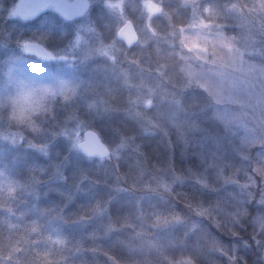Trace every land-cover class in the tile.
<instances>
[{
    "label": "trees",
    "instance_id": "trees-1",
    "mask_svg": "<svg viewBox=\"0 0 264 264\" xmlns=\"http://www.w3.org/2000/svg\"><path fill=\"white\" fill-rule=\"evenodd\" d=\"M238 1L204 0L202 17L236 24ZM17 2L0 0V264H264V179L254 171L264 166V144L244 146L240 132L217 119L207 92L181 72L177 32L191 9L161 0L154 40L127 47L117 38L115 68L98 75L27 54L31 41L63 49L74 29L52 12L12 18ZM125 9L142 17L141 0H126ZM89 12L104 39H116L108 9ZM54 75L93 90L84 97L94 105L80 115L110 157L89 159L64 137L35 151L25 147L28 137L15 144L2 136L19 126L41 143L58 137L59 114L34 115L42 128L35 136L24 122L30 113L8 124L4 108L15 85L27 89Z\"/></svg>",
    "mask_w": 264,
    "mask_h": 264
},
{
    "label": "rangeland",
    "instance_id": "rangeland-1",
    "mask_svg": "<svg viewBox=\"0 0 264 264\" xmlns=\"http://www.w3.org/2000/svg\"><path fill=\"white\" fill-rule=\"evenodd\" d=\"M20 1L18 0L12 9V18L20 17L18 13ZM67 1L72 2L74 0ZM125 1L89 0L91 10L103 6L117 21L116 39L108 42L104 39L102 33L96 28L90 12L76 19H65V21L72 23L74 29L71 39L63 49L60 47L57 51H53L41 43L50 52V58L46 62H65L73 69L76 68L87 74H93L94 72L98 74L107 67L109 69L115 68L116 57L120 48L117 33L127 21H132L138 32L139 41L137 44L146 45L149 41L154 40L157 33L151 25V20L164 14L161 0H141L140 12L142 17L135 18V20L128 16ZM181 1L185 7L191 9L192 13L188 25L177 32L176 44H178L181 72L188 81L203 89L201 85L207 84L204 73L209 70L213 72L221 71V69L216 65L205 64L202 60H198L193 52L196 50L201 51V53L210 51L213 44L220 41L221 33L235 43L243 52V58L234 56L229 61L226 50H221L224 62L228 64V67L223 71L229 73L230 76L229 79L224 80L223 88H212L207 94L214 103V114L217 119L229 130L240 132L241 143L244 146L263 145L264 143L257 144L256 141H264V96L253 95L249 97L248 95V93L259 92V88L256 87L258 70L252 65L264 67V8H261L260 0H239L236 6L240 10L234 8L237 19H235L236 24L226 23L224 26L203 19L201 6L204 0ZM248 9L253 10L249 11ZM44 10L50 11L53 8L48 5ZM226 25L229 28H226ZM172 34L174 33L172 32ZM201 45H207L208 47L204 48ZM216 46L219 47V44L216 43ZM26 52L29 54L28 51ZM209 58L211 59V57ZM232 77H235L232 81L235 87L231 92V98H229L227 89L231 86L230 80ZM50 79L51 82L45 84H29L27 89L20 90L15 85L8 99L4 100V108L7 114L14 118H10L8 124H14L12 122L16 119L20 122L25 119L26 114L24 112L30 113L27 117L31 119V122L27 120V117L24 122L35 136L42 132V128L40 123L36 124V121L33 120L34 115H38L41 110L46 111L45 115L49 114L47 119L59 114L57 120L62 121L59 129L54 131L56 135L58 134V137L41 143L30 136L29 133H24V130L20 129L19 126H9L1 134L15 144L23 143L28 137L30 142H27L25 147L35 151H46L53 142L55 143L64 137V140L79 152L78 145L84 139V133L89 130L85 126V121L81 118L80 111L84 107L89 108L94 105V103L90 105L89 100L84 97L87 90H90L88 91L89 96L91 92L93 94V90L83 83L71 87L68 85V81L56 75L50 76ZM212 79L217 85L221 82L220 77H212ZM59 99L62 100L63 104L58 102ZM19 106L21 108H18ZM254 108L256 111L253 110ZM69 112H71V115L68 116ZM15 125H18V122H15ZM47 153L48 151L45 154Z\"/></svg>",
    "mask_w": 264,
    "mask_h": 264
},
{
    "label": "water",
    "instance_id": "water-1",
    "mask_svg": "<svg viewBox=\"0 0 264 264\" xmlns=\"http://www.w3.org/2000/svg\"><path fill=\"white\" fill-rule=\"evenodd\" d=\"M57 4L56 10L66 14L69 19L79 18L90 11L89 0H76L65 2L63 0H21L18 4V13L25 19H33L38 16L46 4ZM117 38L123 41L127 47H133L139 41L138 32L132 21H127L119 29ZM29 54L47 61L50 58L49 50L41 43L31 41L26 44ZM79 152L89 159H106L110 157L111 150L104 143L97 131L92 129L84 133V139L78 145Z\"/></svg>",
    "mask_w": 264,
    "mask_h": 264
},
{
    "label": "clouds",
    "instance_id": "clouds-1",
    "mask_svg": "<svg viewBox=\"0 0 264 264\" xmlns=\"http://www.w3.org/2000/svg\"><path fill=\"white\" fill-rule=\"evenodd\" d=\"M260 6L261 8H264V0H260ZM234 8H238V6L233 5ZM247 7V6H245ZM238 10H240L238 8ZM249 11H252L253 9H248ZM221 39L218 42H215L213 44V46L211 47L210 51H205L203 53H201V51L196 50L195 52H193V55L198 59V60H202L205 64H210V65H216L218 66L221 71H216L213 72L211 70H209L207 73H204L206 80H207V84L205 85H201V87L206 91L209 92L210 89L212 88H223V82L224 80L229 79L230 74L223 71V69L228 67V64L224 62V58H223V54L221 50H226L227 52V56H228V60L230 61L234 56H238L241 59L243 58V52L240 51V49L235 45V43H233L228 37L224 36L223 33L220 34ZM216 43L219 44V47L216 46ZM201 47L207 48V45H201ZM211 57V59L209 58ZM252 67H256L258 70V80H257V84L256 87L259 88V92H252V93H248L249 97H252L253 95L256 96H264V67H259L256 65H252ZM212 77H220L221 78V82L219 85H217ZM235 77H232L230 80V87L227 89L228 93H229V98H231V92L233 90V88L235 87V84L232 82L234 81ZM245 91H247V89H245ZM254 111H256V109H253ZM257 144L259 143H264V141H256ZM254 171L257 172L258 175L261 176L262 179H264V166H261L260 168L254 169ZM253 184L255 185V180H253ZM260 203H264V199H261ZM256 222V218H253V223ZM260 229L264 230V222H261L259 225ZM179 264H194L193 261H191V259H184L181 260L179 262Z\"/></svg>",
    "mask_w": 264,
    "mask_h": 264
},
{
    "label": "flooded vegetation",
    "instance_id": "flooded-vegetation-1",
    "mask_svg": "<svg viewBox=\"0 0 264 264\" xmlns=\"http://www.w3.org/2000/svg\"><path fill=\"white\" fill-rule=\"evenodd\" d=\"M63 1H65V2H71V1H67V0H63ZM74 1H76V0H74ZM74 1H72V2H74ZM51 6L52 8H53V10H50V11H46V10H44V8L46 7V6ZM56 5L57 4H46L45 5V7L43 8V10H42V12L39 14V15H41L42 13H45V12H52V13H56L57 15H59L60 17H62V18H64V19H66V20H69V18L66 16V14H63V13H60V12H58L57 10H56ZM87 14V13H86ZM38 15V16H39ZM38 16H36V17H38ZM36 17H34V18H36ZM76 19V18H75Z\"/></svg>",
    "mask_w": 264,
    "mask_h": 264
}]
</instances>
